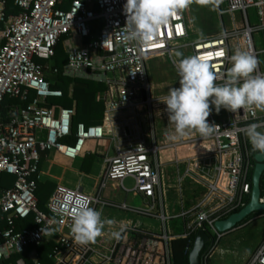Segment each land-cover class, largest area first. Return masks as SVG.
Returning <instances> with one entry per match:
<instances>
[{"label":"built area","instance_id":"built-area-1","mask_svg":"<svg viewBox=\"0 0 264 264\" xmlns=\"http://www.w3.org/2000/svg\"><path fill=\"white\" fill-rule=\"evenodd\" d=\"M12 1L19 12L5 16V0H0V175L14 177L10 187L0 186V249L4 252L0 264H43L37 247L48 242L53 243L47 254L51 264H172L166 216L155 207L156 200L164 195L158 152L168 144L155 139L154 115L165 97L152 95L148 63L155 57L171 56L176 48L187 44L183 10L173 13L150 43L139 44L125 40V0ZM251 8L258 18L255 25L247 18ZM222 12H240L242 25L189 43L192 56L209 64L217 84L226 79L232 40L237 41V49L257 60L253 34L264 30V0H225ZM74 32L89 41L81 47L68 46L65 71L105 86L97 97L103 103L102 120L97 124L79 122L74 126V107L56 110L47 104L50 98L62 97V91L52 88L54 82L46 78L58 73L52 64L55 47L61 37ZM253 74L263 75L258 64ZM30 94L33 98L28 100ZM6 98L17 102L3 105ZM209 123L214 128L211 134L197 133L189 138L203 145L214 161L208 167L209 179L205 177L199 202L186 214L190 233L202 229L218 235L215 222L249 201L255 152L250 149L245 129L252 123L264 127V110L228 111L226 119H210ZM105 139L114 152L106 158L96 191L88 193L80 186L57 184L45 210L40 209L36 189L41 153L56 150L73 159L83 152L87 141ZM126 178L133 180L131 189L123 186ZM109 181L140 194L149 203L135 207L104 199L102 190ZM84 198L93 208L129 212L159 221L161 227L153 231L137 221H114L118 227L113 233L118 236L112 233L109 243L96 240L78 245L71 232L72 216L74 201ZM259 203H264V190ZM25 221L32 225L22 226ZM49 231L54 234L48 235ZM13 256H18L15 261ZM246 264H264V237Z\"/></svg>","mask_w":264,"mask_h":264},{"label":"crops","instance_id":"crops-1","mask_svg":"<svg viewBox=\"0 0 264 264\" xmlns=\"http://www.w3.org/2000/svg\"><path fill=\"white\" fill-rule=\"evenodd\" d=\"M214 1L215 4L212 2L211 6L209 5L212 8L209 9L207 8V11L205 12L207 14L204 17V18L210 17V15L213 16L212 14H214L215 17H217L219 28L214 30L201 31L197 33L193 32V29L190 28L193 26V21L190 19V14H193V12L196 11L194 6L192 5L193 1H190V3L185 8H182L185 25L188 33V36L184 39V42L187 43V45L190 42H194L199 39H205L214 36L216 37L224 29H231L234 26L242 25L243 16L240 12H234L233 14H230L228 12L220 13V10H224L225 8V0H220V2H217V0ZM247 18L251 25H255L258 23L256 10L253 8L247 10ZM1 28H2V22L0 21V30ZM238 41L241 43L240 39ZM253 43H254V47L257 46L259 48L258 51L255 48V50L257 51V55L259 53L264 54V30L253 34ZM230 44H231L230 50L231 53L233 54L237 50L238 44L237 41L235 40H232ZM68 46H69V42H65V49H67ZM179 51L176 50L170 56L171 58L170 62L177 71H178L177 69L178 62L175 59V56L176 53ZM164 56L165 55L159 57H164ZM159 57H155L151 59L148 63L151 92H154L156 89L160 91L163 90V88H167V86L165 85V80L158 82L153 79L154 78L153 75L156 74L157 69H160L159 71H163L164 69V65L161 64V62L156 61V59H158ZM166 64L168 65L167 69H171L169 62H167ZM231 64L232 62L229 63L227 69L231 67ZM257 64L259 70L263 74L262 76H264V63L261 66V64L257 59ZM164 71L166 70L164 69ZM226 74H227V70H226ZM98 94L99 92L96 94V98L98 97ZM152 95L155 96L153 93ZM10 103H13V101L6 102V104H10ZM258 110L260 112V109ZM227 116H228V111L223 108L220 110L219 113L213 110L208 116V122L210 121V119L217 121L223 120L226 119ZM155 117L156 116L154 115V128H155V119H156ZM169 121L170 119H168V125L170 126L171 123ZM258 130L264 131V127L259 128ZM165 137H166L165 135L159 136L155 128V139L157 143L159 144L163 143L161 142V140H163ZM185 141L186 140H183L182 142ZM173 143L176 144L179 142L175 141ZM85 145L86 146H84L83 152L79 156L73 159L63 156L61 153H59L56 150H51L49 152H42L41 162H40L41 177L38 182L43 185L52 186V190L55 188L57 184H63L71 187L80 186L83 190H85L88 193L95 192L105 167L106 158L112 156L114 152V148L113 145L107 139L99 140V141H87ZM195 148H197V143L191 142L184 144L182 146L179 145L173 147L172 149L167 147L158 152V163L160 164L159 169L162 173V189L164 191V195L160 201H158V199L156 200L155 207L158 213L159 212L163 213L166 216L165 227L167 229L168 234L171 236V240L176 238H184L186 237V235L190 233L189 224L191 222L189 215H187L186 213L192 210V208L199 202L201 196L197 198L194 195L196 193L192 189L194 182H190L189 186L185 187V190L183 189L182 191L181 188H182L183 180H181V182L178 180L175 186L180 188V192L176 191L174 194L171 195V198L172 196L173 198L169 199L168 191L165 187L164 171L165 169L171 168L173 172L178 171V174L181 175L180 167L184 161H187L189 162L190 167L194 166L199 172L200 171L203 172L204 177H206V174L208 173L207 172L208 167L210 163H213L214 158L211 155H206L203 158H201V160L200 159L194 160V162H192L193 160L191 157L185 159L184 157L186 155V151L189 152L191 149L193 150ZM182 153L183 155H181ZM88 155L94 156L91 162L85 161L86 156ZM74 160H77V163L73 168L71 167V165L74 162ZM171 160L173 161V163H170ZM199 177L202 178L203 175L199 174ZM206 178L209 179L208 177ZM130 179L132 180V178ZM86 180L87 182L92 180V182L95 184L94 187L88 186L85 183ZM111 182H115L116 185L112 187V190L104 194V191L110 188L109 186ZM124 182H123V186L127 188ZM127 189H131V188H127ZM102 196L106 200L123 202L130 206H135V207H146V205L149 203V200L143 198L140 194L131 190L127 191L123 189L120 186V184L116 181H109L107 183L105 188L102 190ZM45 205L46 203H44V208ZM95 209L102 212L101 218L105 221L103 235L97 237L96 240L105 244L110 242L112 233L118 227V224H115L114 221L115 222L119 221L123 223H128V222L133 223L137 221L138 223H140L142 228L153 231H157L161 227V222L159 221L148 218H141L129 212L110 209V208H100V207H96ZM262 218L264 219V215L252 219L245 224H240L234 229L218 236L212 250L209 252L208 255L202 256V258L200 259V263L201 264H246L247 260L250 258V256L252 255V253L254 252V250L257 248V246L260 244V242L264 237V223L262 224L261 230L260 232H258V236L255 242L253 243L252 247L249 250H246V252H242L239 254L237 253V250H234L232 248V246H230L229 244H224L225 243L224 241L231 238L233 235L238 234L241 230L247 229L255 225L259 220H262ZM109 220L113 221V223L108 224L107 221Z\"/></svg>","mask_w":264,"mask_h":264},{"label":"clouds","instance_id":"clouds-1","mask_svg":"<svg viewBox=\"0 0 264 264\" xmlns=\"http://www.w3.org/2000/svg\"><path fill=\"white\" fill-rule=\"evenodd\" d=\"M189 3L190 0H125V40L150 43L173 13ZM176 56L181 57L182 53L177 52ZM230 60L232 64L222 84L215 83L216 77L205 60L195 56L179 60V87H171L163 101L168 119L174 125L176 135L173 138L183 137L190 131L202 136L211 134L214 128L207 117L213 110L217 113L222 108L233 113L253 107L264 110V76L253 74L257 60L240 49L233 53ZM259 127L256 123L249 124L245 135L254 150L264 153V131H259ZM74 203L76 207L71 226L74 242L78 245L94 243L97 237L103 235L105 221L101 218L102 212L89 206L87 198L76 199ZM107 223L112 224L113 221ZM53 234L48 232L50 236ZM113 235L118 236V233ZM3 254L0 249V255Z\"/></svg>","mask_w":264,"mask_h":264},{"label":"rangeland","instance_id":"rangeland-1","mask_svg":"<svg viewBox=\"0 0 264 264\" xmlns=\"http://www.w3.org/2000/svg\"><path fill=\"white\" fill-rule=\"evenodd\" d=\"M193 1V6L196 9V11L193 12V14H190V19L193 21V26L190 27L191 29H193V32L197 33V32H201V31H208V30H214V29H218V19L217 17H215L214 14H212L213 16L210 15V17H206L205 13L207 11V8H212L211 3L213 2L215 4L214 0H190ZM217 2H220V0H217ZM210 5V6H209ZM196 6V7H195ZM202 10V11H199ZM190 12V11H189ZM191 13V12H190ZM214 17V18H213ZM215 37V36H214ZM187 48V50H186ZM256 50L258 51L259 48L257 46H255ZM175 50L179 51L180 53H182L181 57H177L175 56V59L177 60V62H179L180 59H182L183 57H188L191 56V47L190 45L186 44L184 47H178ZM170 56L165 55L164 57H159L158 59H156V61L161 62V64L164 65V69L166 71H159L160 69H157L156 74H154V80L160 82L165 80V85L167 86V88H163V90L158 91L157 89L152 92L156 98L158 99H163L164 97H167L169 94V91L171 89V87H179V76H178V71L175 69V67H173L172 63L170 62ZM257 59L259 61V63L261 64V66L263 65V61H264V54L259 53L257 55ZM167 62H169V65L171 67V69H167ZM161 68V67H160ZM158 108L155 109V128H156V132L158 133L159 136L161 135H165L166 137L161 140L160 144H168V147L170 149H172L173 147L176 146H182L184 144L187 143H191V141H189V138H191L192 136H194L195 134H197L198 132L196 131H190L188 132L185 137H179V138H173L175 137V130H174V125L172 124L171 121H169L171 123V125H168V113L166 111V105L164 102H160L158 104ZM208 120V117H207ZM190 136V137H189ZM186 138V139H184ZM183 140H186L185 142H182ZM179 142L174 144L173 142ZM194 143V142H193ZM86 146V145H85ZM84 150V149H83ZM183 152V151H182ZM183 155V153L181 154ZM206 155H211L209 153V151L207 149H205V147L201 144H197V148L195 149H191L189 152L186 151V155H185V159L191 157L192 158V162H194V160H201V158H203ZM94 156H86L85 161L86 162H91L92 158ZM191 161V160H190ZM77 163V160H74V162L72 163L71 167H75ZM170 163H173V161L171 160ZM192 168V169H189ZM180 172L181 175L178 174V171L173 172L170 169H165L164 174H165V187L168 191V198H171V195L174 194L176 191L180 192V188L176 187L175 184L177 183V181L179 180L181 182V180H183L182 183V188L181 190L183 191V189L185 190V187H188L190 182H194V185L192 186V189L196 192L194 195L199 198L201 196V194H203L204 190H205V177H204V173L203 172H199L194 166L190 167L189 162L184 161L180 167ZM199 174H202L203 177H199ZM252 174V171H251ZM0 181L1 184L7 187H10L14 181V177L11 175H7V174H1L0 175ZM88 186H92L94 187V183L92 182V180H90L89 182H85ZM125 186L127 188H132L133 182L130 178H126L125 182H124ZM116 183L115 182H111L110 184V188L104 191V194L107 193L108 191L112 190V187L115 186ZM54 190V189H53ZM52 190V186L50 185H44L40 191L39 194L41 196V202L38 205L40 209H42L44 207V203H47V199L48 197L51 195V193L53 192ZM121 193V192H120ZM256 213V212H255ZM264 223V219L262 218V220H259L255 225L247 228V229H243L241 230L238 234L233 235L231 238L227 239L226 241H224V244H229L230 246H232V248L234 250H237V253H242V252H246V250H249L253 243L255 242L257 236H258V232H260L262 224ZM218 235H216V233L214 232H210V240H213L214 243L217 240Z\"/></svg>","mask_w":264,"mask_h":264},{"label":"trees","instance_id":"trees-1","mask_svg":"<svg viewBox=\"0 0 264 264\" xmlns=\"http://www.w3.org/2000/svg\"><path fill=\"white\" fill-rule=\"evenodd\" d=\"M19 9L13 4L12 0H5V4L3 7V13L5 16L13 14H18ZM3 27V26H2ZM89 41V38H81L75 32L70 36H63L58 41L55 47V56L52 60V64L54 67L58 68L57 74H47L46 78L52 80L54 83L52 84V88H56L62 91V97L59 98H50L47 102L48 105H53L56 110L59 108H75V114L73 116V124L82 122L85 125L97 124L100 123L103 116V103L101 100L96 98V94L105 89V86L94 79L85 78L81 76H71L66 73L65 65L67 63V56L65 54V42H69V45L74 47H81L85 45ZM2 42H0V45ZM33 98V94H30L29 99ZM17 102L15 99L6 98L4 100V104L6 102ZM26 103V102H25ZM250 149L253 152H257L250 145ZM0 186L7 187L1 184ZM44 185L41 183H37L36 189V197L38 199V205L41 202V196L39 194L40 189ZM261 190H264V173L261 177L260 181ZM42 210H45L43 207ZM264 215V212H256L249 215L245 218L240 224H245L252 219L260 217ZM238 224V225H240ZM31 222L25 221L22 223V226H30ZM195 232L190 233L187 237L184 238H176L171 240L170 248H171V256H172V264H189L188 263V252L189 248L192 245L194 239ZM214 241L209 240L206 244L204 250L201 253L200 259L203 255H208L214 246ZM53 246L52 242H48L44 244L42 247H37V251L39 253V258L43 264H51V261L48 259L47 254L51 250ZM18 256H13L11 258L12 261H15ZM8 262V261H6Z\"/></svg>","mask_w":264,"mask_h":264},{"label":"water","instance_id":"water-1","mask_svg":"<svg viewBox=\"0 0 264 264\" xmlns=\"http://www.w3.org/2000/svg\"><path fill=\"white\" fill-rule=\"evenodd\" d=\"M253 170L251 174V191L247 204L236 212L215 222L214 229L220 236L238 226L245 218L255 212H264V203H259L261 194L260 181L264 173V153L255 152L253 156ZM210 240V233L205 230H198L188 252L189 264H201L200 256L206 244Z\"/></svg>","mask_w":264,"mask_h":264}]
</instances>
